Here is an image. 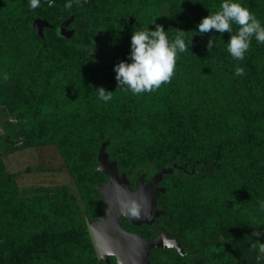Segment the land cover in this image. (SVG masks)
<instances>
[{
	"label": "trees",
	"instance_id": "obj_1",
	"mask_svg": "<svg viewBox=\"0 0 264 264\" xmlns=\"http://www.w3.org/2000/svg\"><path fill=\"white\" fill-rule=\"evenodd\" d=\"M0 0V106L25 123L29 146L56 144L76 192L16 196L0 174V264L107 263L89 221L102 142L134 185L164 175L165 232L175 264H264V0ZM46 20L42 32L37 20ZM133 19V22H131ZM95 32L121 41L108 66Z\"/></svg>",
	"mask_w": 264,
	"mask_h": 264
},
{
	"label": "water",
	"instance_id": "obj_2",
	"mask_svg": "<svg viewBox=\"0 0 264 264\" xmlns=\"http://www.w3.org/2000/svg\"><path fill=\"white\" fill-rule=\"evenodd\" d=\"M42 23L37 20L35 27ZM109 142L108 139L101 143L96 166L97 170L107 175L104 183L96 185L106 205L100 216L89 221L99 256L107 263L111 262V257H116L118 264H152L153 249L175 248L186 255L179 240L163 231L154 237H143L123 226L124 218L134 226L152 225L165 213L158 208L159 197L166 192V187L160 183L164 175L173 173L178 165L160 168L148 180L146 174L142 173L135 179L133 188L127 174L119 170L117 161L109 160L106 151Z\"/></svg>",
	"mask_w": 264,
	"mask_h": 264
},
{
	"label": "rangeland",
	"instance_id": "obj_3",
	"mask_svg": "<svg viewBox=\"0 0 264 264\" xmlns=\"http://www.w3.org/2000/svg\"><path fill=\"white\" fill-rule=\"evenodd\" d=\"M191 2L183 1L175 6V12H187ZM36 29L42 32L49 23L42 19ZM45 22V23H44ZM121 41L109 33L95 32L90 54L99 65L112 63ZM25 123L8 105L0 106V174L10 176V182L16 196L38 193L76 192L75 184L64 166L63 157L56 144L29 146L25 142ZM165 264H175L166 253L158 254ZM253 257L264 261V247Z\"/></svg>",
	"mask_w": 264,
	"mask_h": 264
},
{
	"label": "flooded vegetation",
	"instance_id": "obj_4",
	"mask_svg": "<svg viewBox=\"0 0 264 264\" xmlns=\"http://www.w3.org/2000/svg\"><path fill=\"white\" fill-rule=\"evenodd\" d=\"M109 160H110V159H109ZM130 185L134 188V185H133V184L130 183ZM160 185H161V184H160ZM105 205H106V203H105ZM105 205H104V206H105ZM104 206H103V207H104ZM103 207H102V208H103ZM102 208H101V212H102ZM101 214H102V213H101ZM101 214H100V215H101ZM100 215H99V216H100ZM126 219H127V218H124V219H123V226H124V228L127 229V230L130 231V232H135V233L140 234V233L137 232V231H133V230H130V229L126 228V226L124 225ZM140 235H141V234H140ZM141 236H142V235H141ZM143 237H144V236H143ZM111 258H112V257H111Z\"/></svg>",
	"mask_w": 264,
	"mask_h": 264
}]
</instances>
